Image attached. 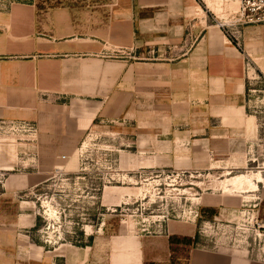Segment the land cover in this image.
<instances>
[{
	"label": "crops",
	"instance_id": "1",
	"mask_svg": "<svg viewBox=\"0 0 264 264\" xmlns=\"http://www.w3.org/2000/svg\"><path fill=\"white\" fill-rule=\"evenodd\" d=\"M225 7L222 0L53 7L0 0V119L39 127L36 142L0 145V264H264L261 248L199 245L194 220H172L155 235L111 234L109 246L100 233L51 244L40 227L36 193L98 124L165 147L155 158L222 151L247 164L261 154L245 63L264 78V23L240 28V49L220 26ZM110 50L130 55L111 59Z\"/></svg>",
	"mask_w": 264,
	"mask_h": 264
},
{
	"label": "rangeland",
	"instance_id": "2",
	"mask_svg": "<svg viewBox=\"0 0 264 264\" xmlns=\"http://www.w3.org/2000/svg\"><path fill=\"white\" fill-rule=\"evenodd\" d=\"M41 1L53 7L95 6L102 0ZM222 2L226 7L218 15L227 24L222 29L240 42L237 34L245 24H236L239 1ZM245 73L249 113L262 124L257 158L246 164L222 151L192 161L155 158L166 148L127 133L122 125L98 124L87 130L69 158L55 164L49 182L36 193L47 240L78 244L100 233L102 246H109L105 238L111 234L155 235L172 220H194L199 245L264 249V181L246 191L224 186L227 178L240 173L264 175V78L249 60ZM50 207L56 212L53 217Z\"/></svg>",
	"mask_w": 264,
	"mask_h": 264
},
{
	"label": "built area",
	"instance_id": "3",
	"mask_svg": "<svg viewBox=\"0 0 264 264\" xmlns=\"http://www.w3.org/2000/svg\"><path fill=\"white\" fill-rule=\"evenodd\" d=\"M236 1H239L240 4L236 24L248 25L264 23V0ZM226 25L227 24L224 22L220 23L222 28H225ZM228 35L232 38L235 37L237 46L242 49L237 37L230 34ZM187 40L190 42V45L196 41V37L192 31L188 33ZM126 55L130 54H127V52H124L123 50H113L112 54H107V57L121 58ZM38 134L39 127L36 122L16 119H0V145L6 142H16L17 144L22 142H36L38 139ZM63 158H65V156H63Z\"/></svg>",
	"mask_w": 264,
	"mask_h": 264
},
{
	"label": "bare ground",
	"instance_id": "4",
	"mask_svg": "<svg viewBox=\"0 0 264 264\" xmlns=\"http://www.w3.org/2000/svg\"><path fill=\"white\" fill-rule=\"evenodd\" d=\"M264 181V176L260 171L250 172V173H240L227 178L224 182V186L229 189V187L242 189L246 191L248 187H253L258 189L259 184ZM50 206V204H48ZM51 217L55 216L56 212L50 207L48 210Z\"/></svg>",
	"mask_w": 264,
	"mask_h": 264
}]
</instances>
